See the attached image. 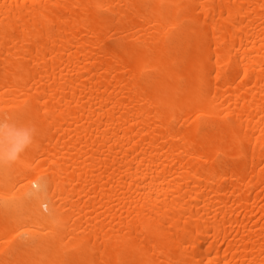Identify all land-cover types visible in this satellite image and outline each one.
I'll list each match as a JSON object with an SVG mask.
<instances>
[{"label": "bare ground", "instance_id": "obj_1", "mask_svg": "<svg viewBox=\"0 0 264 264\" xmlns=\"http://www.w3.org/2000/svg\"><path fill=\"white\" fill-rule=\"evenodd\" d=\"M0 264H264V0H0Z\"/></svg>", "mask_w": 264, "mask_h": 264}]
</instances>
